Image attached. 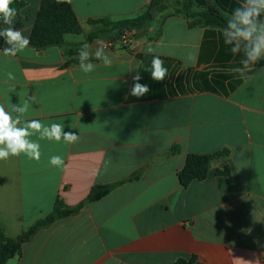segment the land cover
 Masks as SVG:
<instances>
[{
    "label": "crops",
    "instance_id": "1",
    "mask_svg": "<svg viewBox=\"0 0 264 264\" xmlns=\"http://www.w3.org/2000/svg\"><path fill=\"white\" fill-rule=\"evenodd\" d=\"M23 1L13 25L29 37L41 0ZM69 1L81 27L71 35L84 40L64 35L15 57L0 43V104L35 95L23 120L59 123L79 137L68 143L37 133L30 139L40 146L38 161L23 153L0 160V229L16 238L57 200L74 207L95 185L124 183L39 229L7 264H264V60L246 68L243 51L224 43L223 27L169 15L170 4L154 7L125 44V32L90 21L135 19L154 0ZM195 1L196 12L212 8L226 22L243 3ZM84 42L93 54L103 45L111 64L93 55L97 67L82 72ZM154 56L168 70L162 82L151 78ZM137 72L150 89L140 98L130 95ZM190 154L213 158L204 179L182 186L178 172ZM53 155L63 165H51Z\"/></svg>",
    "mask_w": 264,
    "mask_h": 264
},
{
    "label": "clouds",
    "instance_id": "2",
    "mask_svg": "<svg viewBox=\"0 0 264 264\" xmlns=\"http://www.w3.org/2000/svg\"><path fill=\"white\" fill-rule=\"evenodd\" d=\"M13 0H0V19L8 27L0 28V38L7 47L3 48L4 56L15 57L18 53L28 48L30 38L24 34V29H17L13 21L17 16V10L11 7ZM264 0H243V3L235 8L222 29L224 43L231 46L233 54L243 51L244 59L241 63L247 68L264 60ZM65 40L82 41L84 37L65 34ZM90 45L84 42L78 51L80 70L91 73L97 65L92 63L93 55L96 60L110 65L111 60L105 53L103 45L99 46L95 53L89 52ZM151 51V49H149ZM187 60L194 63L196 56L189 53ZM168 75L164 61L158 56L152 60L151 78L156 82H162ZM9 79H14L12 73H8ZM142 79L137 72L132 77L130 95L140 98L146 95L150 89L146 84H141ZM125 83H127L125 81ZM35 95L24 98L19 103H10L8 108L0 104V160H7L10 156L25 154L29 159H40L39 144L30 139L39 133L41 138L60 141L63 139L68 143L76 142L79 137L72 131L65 132L64 125L53 123L50 126L42 124L39 120H23L28 112L30 104L37 103ZM22 125V126H21ZM53 166L63 165V158L53 155L50 158Z\"/></svg>",
    "mask_w": 264,
    "mask_h": 264
},
{
    "label": "trees",
    "instance_id": "3",
    "mask_svg": "<svg viewBox=\"0 0 264 264\" xmlns=\"http://www.w3.org/2000/svg\"><path fill=\"white\" fill-rule=\"evenodd\" d=\"M195 0H154L150 10L146 13L131 20L119 22H110L108 20H92L91 23H102L108 28L109 32H130L144 26V24L152 19L151 9L156 6L160 8L166 7V4L172 5V9H168L169 15L181 14L188 18L199 17L198 21L204 20L206 24L215 27H225L226 20L217 11L209 8L203 13L194 10ZM25 6L23 0H13L11 7L18 12ZM5 24L0 20V28ZM194 25V24H192ZM81 27L78 19L72 9L69 0H41L40 8L37 12L35 22L30 33V46L37 50H42L50 46L62 43L65 34H78ZM1 44L4 43L1 38ZM213 156L190 154L187 156L184 167L178 172V179L182 186H187L193 180H202L208 174L210 163ZM137 178L133 175L129 180ZM124 183L119 181L107 185H95L90 190L87 198L74 207L65 205L62 201L57 200L53 212L45 219L38 221L29 229L24 230L18 237L10 238L4 235L0 229V264L7 262L15 257H19L22 252V246L28 242L34 234L41 228L49 226L56 220L71 217L77 214L88 203L100 200L107 196L117 186ZM174 264H198L194 259H178Z\"/></svg>",
    "mask_w": 264,
    "mask_h": 264
},
{
    "label": "built area",
    "instance_id": "4",
    "mask_svg": "<svg viewBox=\"0 0 264 264\" xmlns=\"http://www.w3.org/2000/svg\"><path fill=\"white\" fill-rule=\"evenodd\" d=\"M131 39V34L129 32H125L121 35V40L127 44L129 40Z\"/></svg>",
    "mask_w": 264,
    "mask_h": 264
},
{
    "label": "water",
    "instance_id": "5",
    "mask_svg": "<svg viewBox=\"0 0 264 264\" xmlns=\"http://www.w3.org/2000/svg\"><path fill=\"white\" fill-rule=\"evenodd\" d=\"M158 12V8H155L151 11V15L154 17L156 13Z\"/></svg>",
    "mask_w": 264,
    "mask_h": 264
}]
</instances>
